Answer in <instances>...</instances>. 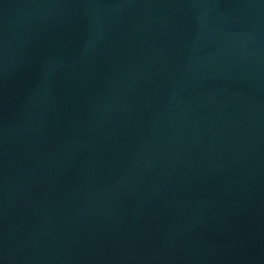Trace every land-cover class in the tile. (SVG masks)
<instances>
[{"label": "water", "instance_id": "95a60500", "mask_svg": "<svg viewBox=\"0 0 264 264\" xmlns=\"http://www.w3.org/2000/svg\"><path fill=\"white\" fill-rule=\"evenodd\" d=\"M0 264H264V0H0Z\"/></svg>", "mask_w": 264, "mask_h": 264}]
</instances>
